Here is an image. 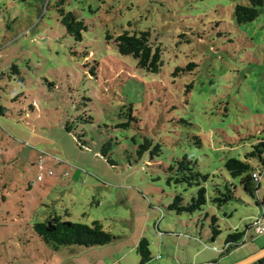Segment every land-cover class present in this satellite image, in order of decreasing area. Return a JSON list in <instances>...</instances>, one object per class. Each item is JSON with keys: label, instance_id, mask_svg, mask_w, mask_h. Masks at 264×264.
<instances>
[{"label": "rangeland", "instance_id": "1", "mask_svg": "<svg viewBox=\"0 0 264 264\" xmlns=\"http://www.w3.org/2000/svg\"><path fill=\"white\" fill-rule=\"evenodd\" d=\"M237 5L248 0H0V264H141L143 239L146 264H214L229 255L221 253L232 233L245 234L239 248L249 251L264 240L249 228L264 216V173L251 197L223 167L264 140V7L240 25ZM60 10L84 23L82 42ZM124 31L151 33L158 74L107 39ZM185 154L220 187L233 184L234 199L170 211L177 194L186 203L194 194L167 183ZM51 216L99 221L116 240L56 251L33 228ZM198 251L207 253L193 260Z\"/></svg>", "mask_w": 264, "mask_h": 264}, {"label": "trees", "instance_id": "2", "mask_svg": "<svg viewBox=\"0 0 264 264\" xmlns=\"http://www.w3.org/2000/svg\"><path fill=\"white\" fill-rule=\"evenodd\" d=\"M264 7V0H248V5H237L235 8V20L238 24L243 25L253 22L260 16L261 9ZM61 11V10H60ZM61 24L66 31L73 35L77 42L83 41L82 32L86 30V26L82 22H78L73 13L64 14L61 11ZM107 39L114 42L117 51L125 57H133L137 60V67L148 73H159L162 65V49L152 40V35L149 31L123 32L117 37L107 35ZM195 64H188L183 71L192 72L195 69ZM177 69V73L182 71ZM191 87H189L190 89ZM189 92V90L187 91ZM1 112L4 113L2 108ZM68 131L71 130L69 124L66 126ZM197 139V144L200 145V138ZM150 142L142 145V149L147 150L150 147ZM110 147L104 145L103 156L108 157ZM159 155L160 147L154 149ZM142 153H139L141 156ZM250 159H256L261 164L260 170L252 168ZM109 163V160H108ZM198 160L185 154L181 159L175 160L172 166H169L168 171L171 177H168V185L183 186L186 190H194L189 202H185L182 194H177L169 210L178 214H193L202 212L208 207V204L222 208L228 202L234 199L233 184L229 181H224L223 187L218 183L213 182L210 174L204 175L198 170ZM227 174L234 179L239 180V185L243 190L253 197L258 194L260 189V180L255 181L253 175L258 174L261 178V173H264V140H259L251 146V151L246 154L245 160L236 158L228 159L223 165ZM211 185L210 187L208 185ZM187 192V191H186ZM209 215L206 213V218ZM264 217V216H263ZM262 217V218H263ZM211 232L214 237H218L220 230L217 226L218 219L216 216H211ZM34 231L40 239L48 245L54 247L57 251L61 247H85L86 249L106 246L116 240V237L104 231L102 223L99 221L93 222L90 226L63 221L58 216H51L46 222L34 224ZM257 235V234H256ZM245 234L239 232L232 233L228 236L225 243L224 254L236 250L246 244L244 241ZM253 238V237H252ZM138 251L142 254L141 264H146L151 261L152 255L148 249V240L143 239L139 243Z\"/></svg>", "mask_w": 264, "mask_h": 264}, {"label": "crops", "instance_id": "3", "mask_svg": "<svg viewBox=\"0 0 264 264\" xmlns=\"http://www.w3.org/2000/svg\"><path fill=\"white\" fill-rule=\"evenodd\" d=\"M249 228L250 229L253 228V225H250ZM259 236H261V235H259ZM247 247L252 248V251H249L246 248L245 249L239 248V250L242 249L241 252L238 253L237 252L238 250L231 251L230 253H228L229 255L225 254V255H228V256L219 259L217 262L215 261L214 264H228V263H225V261H228V260L229 261L231 260V262L229 264H243L245 262V260L252 259L253 257H255V255L257 253H259L260 251H262L264 249V240L262 239V240H259V241H255L252 245H250V246L248 245ZM133 249H135V248H133ZM206 253L207 252H203V251L196 252L194 254V259L193 260H197L199 258L200 259L203 258L206 255ZM221 254L223 255L224 252H222ZM169 259H173V260L177 261L179 264H181L180 257L174 256V257L169 258ZM198 264H209V263H208V261L206 259H203L201 261L199 260ZM245 264H264V257L262 259H258L256 261H252L251 263H245Z\"/></svg>", "mask_w": 264, "mask_h": 264}, {"label": "built area", "instance_id": "4", "mask_svg": "<svg viewBox=\"0 0 264 264\" xmlns=\"http://www.w3.org/2000/svg\"><path fill=\"white\" fill-rule=\"evenodd\" d=\"M51 173H52V172H50L49 174H51ZM253 177H254V180H255V181H259V180L261 179L257 173L254 174ZM38 180H39V182H41V181H42V177L39 176V177H38ZM254 226H255L254 230H255V233H256L257 235H262V234H264V220H263V218L260 219V220H258V221L253 225V227H254Z\"/></svg>", "mask_w": 264, "mask_h": 264}, {"label": "water", "instance_id": "5", "mask_svg": "<svg viewBox=\"0 0 264 264\" xmlns=\"http://www.w3.org/2000/svg\"><path fill=\"white\" fill-rule=\"evenodd\" d=\"M263 257H264V249L262 251H260L259 253H257L255 255V257H253L252 259L245 260V262L243 264H245V263H251L252 261H256L258 259H262Z\"/></svg>", "mask_w": 264, "mask_h": 264}]
</instances>
